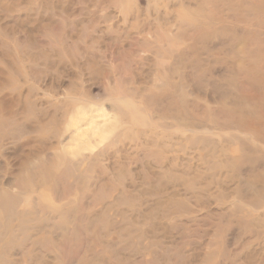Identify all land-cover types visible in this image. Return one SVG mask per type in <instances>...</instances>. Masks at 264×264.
<instances>
[{
  "label": "rangeland",
  "instance_id": "obj_1",
  "mask_svg": "<svg viewBox=\"0 0 264 264\" xmlns=\"http://www.w3.org/2000/svg\"><path fill=\"white\" fill-rule=\"evenodd\" d=\"M0 264H264V0H0Z\"/></svg>",
  "mask_w": 264,
  "mask_h": 264
},
{
  "label": "bare ground",
  "instance_id": "obj_2",
  "mask_svg": "<svg viewBox=\"0 0 264 264\" xmlns=\"http://www.w3.org/2000/svg\"><path fill=\"white\" fill-rule=\"evenodd\" d=\"M97 129V128H96Z\"/></svg>",
  "mask_w": 264,
  "mask_h": 264
}]
</instances>
